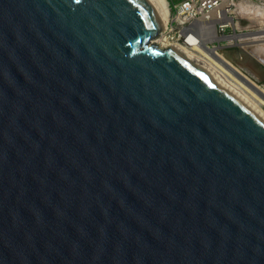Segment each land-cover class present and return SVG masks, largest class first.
I'll use <instances>...</instances> for the list:
<instances>
[{
	"label": "water",
	"instance_id": "water-1",
	"mask_svg": "<svg viewBox=\"0 0 264 264\" xmlns=\"http://www.w3.org/2000/svg\"><path fill=\"white\" fill-rule=\"evenodd\" d=\"M162 31L0 0V264H264V114Z\"/></svg>",
	"mask_w": 264,
	"mask_h": 264
},
{
	"label": "bare ground",
	"instance_id": "bare-ground-1",
	"mask_svg": "<svg viewBox=\"0 0 264 264\" xmlns=\"http://www.w3.org/2000/svg\"><path fill=\"white\" fill-rule=\"evenodd\" d=\"M155 8L161 22H162V35L156 40L162 47L168 45H174L185 55L198 59L205 62L210 68H212L218 75H220L226 82H228L233 88H235L241 95H243L249 102H251L257 109L263 114L262 105H264V88L259 86L253 77V72L244 70L242 67L233 65L225 55V51L219 52L217 49L216 53L210 54L208 50L199 47L197 41L192 37L188 38V42L193 47L182 46L177 43H173L166 34L168 29V22L171 16V6L167 0H148ZM258 4V3H257ZM252 0H241L236 2V8L231 12L232 16L236 18V30H240L242 25L241 20L247 12H253L255 15L264 16L263 4L257 5ZM232 25V19L228 23H223L222 29L230 28ZM251 33L247 35L238 36L235 41L240 44L241 42L250 43L242 45L243 50L247 53L254 55L264 56V29L256 30L251 29Z\"/></svg>",
	"mask_w": 264,
	"mask_h": 264
},
{
	"label": "built area",
	"instance_id": "built-area-1",
	"mask_svg": "<svg viewBox=\"0 0 264 264\" xmlns=\"http://www.w3.org/2000/svg\"><path fill=\"white\" fill-rule=\"evenodd\" d=\"M241 0H180L171 5V16L168 22L166 34L171 42L182 46L193 47L188 42L192 37L197 41L199 47L209 51L210 54L246 45L244 41L236 43L238 34L232 29H222L223 23L234 20L231 12L236 8V2ZM254 1V0H253ZM263 4L264 0H256ZM255 2V1H254ZM173 14V15H172ZM256 18H260L255 16ZM187 43V44H186Z\"/></svg>",
	"mask_w": 264,
	"mask_h": 264
},
{
	"label": "rangeland",
	"instance_id": "rangeland-1",
	"mask_svg": "<svg viewBox=\"0 0 264 264\" xmlns=\"http://www.w3.org/2000/svg\"><path fill=\"white\" fill-rule=\"evenodd\" d=\"M167 1L169 2L171 6L174 4V1L178 2L180 0H167ZM254 1L255 3L257 2L256 0ZM257 5H259V3ZM254 15L255 14L253 12H250V13L247 12L244 14L243 19L241 20L242 25H240V30H236V26H235L236 18L235 16L233 17L234 20H232V25L230 28L232 29L233 32L238 34L237 37L239 35L242 36V35H247L251 33L250 32L251 29H256V30L264 29V16L255 15V16L260 17V18H257V17L255 18ZM236 43L238 44L237 41ZM225 55L233 65L242 67V69L244 70L247 69L249 71H252L253 74H255L253 75V77L255 78L257 84L264 88V56L263 55L257 56L252 53H247L243 50L242 45L225 50ZM261 107L264 111V105H262Z\"/></svg>",
	"mask_w": 264,
	"mask_h": 264
}]
</instances>
